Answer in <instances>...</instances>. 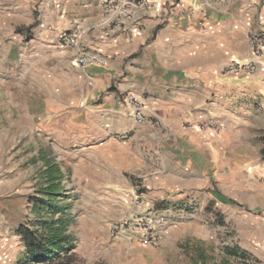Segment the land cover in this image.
I'll return each mask as SVG.
<instances>
[{"label": "crops", "instance_id": "1", "mask_svg": "<svg viewBox=\"0 0 264 264\" xmlns=\"http://www.w3.org/2000/svg\"><path fill=\"white\" fill-rule=\"evenodd\" d=\"M27 1L44 8L28 41L5 30L22 23L17 13L6 20L0 15V132L11 134L14 112L26 119L28 150H38L36 124L61 147L76 148L74 161L86 175L80 184L108 200L105 226L149 208L167 211L155 248L139 245L134 233L109 236L111 253L124 264L130 258L137 264L199 263L212 228L208 219L220 229L231 213L240 252L264 264V221L257 218L264 216V50L255 58L248 41L250 34L264 35V0ZM68 29L75 33L69 55L84 51L104 64L80 68L73 59L78 79H65L53 101L48 89L36 91L24 76L9 81L13 69L3 66L15 50L24 70L41 61L49 68L52 45L67 49L59 37ZM58 56L69 59L66 51ZM232 63L256 69L235 76L227 72ZM125 95L142 104L143 123L122 103ZM204 118L215 119L222 132L191 127ZM51 165L44 163L41 181ZM18 174L9 170L0 178ZM125 192L137 194L142 207L130 208Z\"/></svg>", "mask_w": 264, "mask_h": 264}, {"label": "rangeland", "instance_id": "2", "mask_svg": "<svg viewBox=\"0 0 264 264\" xmlns=\"http://www.w3.org/2000/svg\"><path fill=\"white\" fill-rule=\"evenodd\" d=\"M32 3L28 4L27 0H2L0 2V15L3 20L17 13L20 22H22L18 26L12 23L8 24L5 30L8 33L14 31L23 34L24 41L29 40L30 30L40 25V20L42 21L43 17L44 8L39 3ZM37 17L38 20H36ZM59 26L60 24H57L52 30H56ZM62 34L72 36L75 33H71L68 29ZM11 37L10 35L6 36L9 41H12ZM60 43L67 48L61 50L62 52L66 51L69 59L66 63L59 60L58 54L61 50L54 49L53 46L55 45H52L53 52H50L48 60L50 63L49 68H46V65L41 61L38 65L34 64L32 68L29 65L31 69L24 70L26 64L20 62L18 52L15 50V55L3 66L13 69V72L9 73L12 76L9 81L15 82L19 75L24 76L29 81L28 86L34 85L35 90L37 88L40 91L45 89V92L48 89L52 101L55 100L66 88L65 79L67 80L70 77L72 82L75 78L72 76H76L78 79V74L75 73L72 67L74 56L69 55L71 48L65 46L61 41ZM47 76H49L50 82H42L46 80ZM85 81L83 80L84 92L86 91ZM66 82L68 83V80ZM70 84L72 87L73 83L70 82ZM21 105L18 111L19 115H21V108L24 107V104ZM54 116H56L55 113H52L51 117ZM11 122L12 126L9 129L11 134L6 136L5 132H0V172L9 173V170H17L19 174L15 177L17 181H14L15 178L10 179L8 176H3V179L0 178V264H34L26 263L25 247L18 235V229L22 226L33 230L37 229L44 221L56 220H59L58 223L65 222L67 225L66 234L72 247L69 252L72 255L70 264H121L119 261L124 264L122 256L116 257L111 253L108 243L109 227L101 221V219H105L108 200L96 196L97 192L89 184H80V181L84 182L86 180V175H84L78 162L74 161L76 157L80 156L77 155L76 148L67 144H63L61 147L56 138L49 136L48 132L47 135H43L42 129L38 128L36 124V130L38 129V131H36L35 138L40 136V141L38 150L32 152L27 149L26 145L27 139L30 137L26 127V119L24 117L19 119L13 112ZM44 139L47 144L46 142L43 143ZM32 155L35 164L33 173ZM45 162L62 168V186L58 192L61 195L49 202L48 197L39 193L43 182L41 179ZM36 199L44 204H49L45 207L39 205V208H41L39 209L36 207V203H33V200ZM56 206L61 210L57 211ZM228 216V224L216 230H213V228H215L217 221L208 219V225L212 228H210L209 238L204 247L203 259L197 263L188 258L185 264H257L254 259H249L246 256H244L246 263H243L239 258H223L225 248L242 253L237 246L235 216L232 213ZM257 218L264 221V216L260 214ZM63 256L60 257V261L65 263ZM130 262L131 264H137L132 258H130Z\"/></svg>", "mask_w": 264, "mask_h": 264}, {"label": "built area", "instance_id": "3", "mask_svg": "<svg viewBox=\"0 0 264 264\" xmlns=\"http://www.w3.org/2000/svg\"><path fill=\"white\" fill-rule=\"evenodd\" d=\"M74 36L60 35L59 40L67 47H75ZM250 50L255 58H258L264 50V35L253 33L248 37ZM74 62L78 67L85 68L92 65H103L104 61L96 56L87 54L84 51H77ZM253 63H232L229 65L227 72L232 75H240L242 73L253 74L255 72ZM126 105L134 120L141 124L144 122L143 106L133 96L125 95L121 99ZM191 127L201 132L221 133L223 127L213 118H204L196 122ZM124 198L131 208H141L142 199L135 193H124ZM167 211L156 208L145 209L140 215L133 218H124L110 225L109 232L112 238L123 235L125 233H134L136 241L141 246L155 248L159 244L160 234L166 227Z\"/></svg>", "mask_w": 264, "mask_h": 264}, {"label": "trees", "instance_id": "4", "mask_svg": "<svg viewBox=\"0 0 264 264\" xmlns=\"http://www.w3.org/2000/svg\"><path fill=\"white\" fill-rule=\"evenodd\" d=\"M261 155L264 159V148L261 151ZM59 169L56 166L51 165L47 173V181L42 182L39 193L48 197V202L53 201V198L57 199L62 184L60 182ZM57 201V200H56ZM36 203V207L39 205L44 207L47 204L40 202L39 200H33ZM35 205V204H34ZM41 209V208H39ZM56 210L61 209L56 206ZM56 221H44L39 225L37 229L30 230L26 227H19L18 235L21 237L25 247V259L26 263L34 264H70L72 255L69 254L72 247L70 246L69 238L66 234L67 225L65 222L58 223ZM225 255L229 257H235L245 262L244 254L237 253L236 250L224 249ZM63 256L65 263L60 261V257ZM234 258V259H235Z\"/></svg>", "mask_w": 264, "mask_h": 264}]
</instances>
